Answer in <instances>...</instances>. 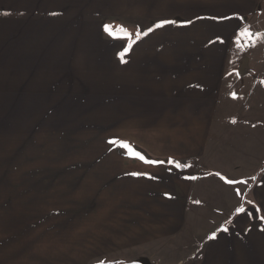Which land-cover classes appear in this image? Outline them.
<instances>
[{"label": "crops", "instance_id": "obj_1", "mask_svg": "<svg viewBox=\"0 0 264 264\" xmlns=\"http://www.w3.org/2000/svg\"><path fill=\"white\" fill-rule=\"evenodd\" d=\"M262 2L0 0V264H23V131L30 144L39 100H61L66 116L77 109V122L89 125L79 129L120 132L113 137L170 160L129 155V194L172 187L173 201L156 211H174V226L223 212L219 221L196 222L217 229L191 254L194 264H264L262 81L233 128L219 117L233 42ZM163 20L175 23L156 28ZM105 25L124 26L133 40L109 36Z\"/></svg>", "mask_w": 264, "mask_h": 264}, {"label": "rangeland", "instance_id": "obj_2", "mask_svg": "<svg viewBox=\"0 0 264 264\" xmlns=\"http://www.w3.org/2000/svg\"><path fill=\"white\" fill-rule=\"evenodd\" d=\"M244 28L264 33V0ZM240 33L233 42L219 112L222 126L231 128L239 106L252 101L255 85L262 81L264 87V39L248 46ZM38 108L36 137L30 144L23 131V264H194L191 254L217 229L196 222L219 221L223 212L209 211V218L174 226V211H156L164 206L163 199L173 201L172 187L166 184L152 192L146 186L143 193L135 189L129 194V151L111 143L122 139L129 144V139L113 137L120 132L79 129L89 125L77 122V109L74 115L63 114L61 100H39ZM236 132L224 133L223 139ZM204 165V170L214 169ZM215 206L225 212V206Z\"/></svg>", "mask_w": 264, "mask_h": 264}, {"label": "snow or ice", "instance_id": "obj_3", "mask_svg": "<svg viewBox=\"0 0 264 264\" xmlns=\"http://www.w3.org/2000/svg\"><path fill=\"white\" fill-rule=\"evenodd\" d=\"M174 24L175 21H169V20H163L160 21L159 23H157L155 25L156 28L159 27H163L166 24ZM104 30L109 34V36H113L116 38H124L127 40L132 41L133 40V34L131 32H129L124 26L120 25V26H113V25H105L104 26ZM153 28H149L147 31L143 32V33H136L137 37H143L148 35L149 32L153 31ZM241 36L247 38L249 40V45L248 46H254L257 39H264V33H253L251 32V30L249 28H244L241 30L240 33ZM237 43L239 44L240 41L238 40ZM244 45H241V47H243ZM132 47L131 44L128 45V48L124 50V52L120 53V59L122 62H126L124 61V55L127 53L128 50H130ZM233 96H235V94L233 93ZM235 123V121H233ZM111 143L116 144V143H120L122 147L128 149L129 151V155L134 156L139 158L140 160H144V156L140 155L138 152H136L131 145H129L126 142H122V141H111ZM146 162H150V163H156L155 161H146ZM188 165H182L180 163H176V167L178 168H183V167H187ZM132 175H141V173H131ZM216 175H220L219 173H217ZM221 179H225L227 183H246L245 181H233V180H227V178L225 177H221ZM237 194L239 195V190H237ZM246 209L244 207H240L237 209L238 213H243L245 212ZM261 219H264V217H261ZM224 231H227V229L225 228ZM210 239H214L215 238V233H213V235L211 237H209ZM103 264V262H102ZM115 264H123L122 261H116Z\"/></svg>", "mask_w": 264, "mask_h": 264}, {"label": "trees", "instance_id": "obj_4", "mask_svg": "<svg viewBox=\"0 0 264 264\" xmlns=\"http://www.w3.org/2000/svg\"><path fill=\"white\" fill-rule=\"evenodd\" d=\"M132 148L138 152L140 155L144 156V161H155L156 163H153V164H170L171 161L168 160V159H158V158H155L153 157L148 151H146L145 149L139 147V146H136V145H131ZM147 163H150V162H147Z\"/></svg>", "mask_w": 264, "mask_h": 264}]
</instances>
